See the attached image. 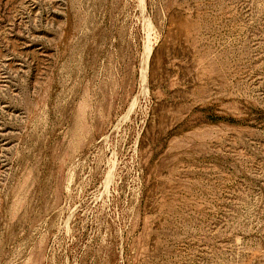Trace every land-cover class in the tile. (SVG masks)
<instances>
[{"label": "rangeland", "instance_id": "rangeland-1", "mask_svg": "<svg viewBox=\"0 0 264 264\" xmlns=\"http://www.w3.org/2000/svg\"><path fill=\"white\" fill-rule=\"evenodd\" d=\"M0 264H264V0H0Z\"/></svg>", "mask_w": 264, "mask_h": 264}, {"label": "bare ground", "instance_id": "bare-ground-1", "mask_svg": "<svg viewBox=\"0 0 264 264\" xmlns=\"http://www.w3.org/2000/svg\"><path fill=\"white\" fill-rule=\"evenodd\" d=\"M144 77V76H143ZM145 77L143 78V81H144Z\"/></svg>", "mask_w": 264, "mask_h": 264}]
</instances>
